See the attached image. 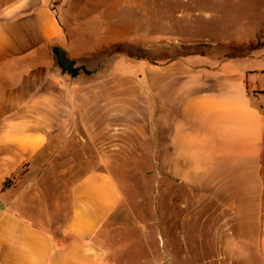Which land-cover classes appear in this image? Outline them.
I'll use <instances>...</instances> for the list:
<instances>
[{
    "label": "crops",
    "instance_id": "1",
    "mask_svg": "<svg viewBox=\"0 0 264 264\" xmlns=\"http://www.w3.org/2000/svg\"><path fill=\"white\" fill-rule=\"evenodd\" d=\"M53 44L66 48L58 10L45 0L0 11V264H103L96 236L122 197L111 173L91 169L74 180L65 226L52 230L21 211L39 191L4 189L22 164L31 173L48 138L73 119L90 137L115 123L150 135L158 173L231 209L241 239L264 264V110L248 75L229 76L193 57L141 62L136 75L103 61L92 78L70 79L54 67Z\"/></svg>",
    "mask_w": 264,
    "mask_h": 264
},
{
    "label": "rangeland",
    "instance_id": "2",
    "mask_svg": "<svg viewBox=\"0 0 264 264\" xmlns=\"http://www.w3.org/2000/svg\"><path fill=\"white\" fill-rule=\"evenodd\" d=\"M16 1L0 0V11ZM45 2L58 10L69 56L92 69L105 61V69L136 75L141 62L194 57L229 76L247 74L248 88L262 98L264 110V0ZM56 134L31 173L28 163L22 176L4 186L20 194L39 191V199L27 197L20 207L47 229L65 226L73 181L104 168L119 181L122 197L96 236L103 264H263L258 249L241 239L231 209L158 173L150 135L115 123L90 137L74 119ZM261 174L264 183V165ZM25 176L31 180H19ZM261 222L263 234L264 196Z\"/></svg>",
    "mask_w": 264,
    "mask_h": 264
},
{
    "label": "water",
    "instance_id": "3",
    "mask_svg": "<svg viewBox=\"0 0 264 264\" xmlns=\"http://www.w3.org/2000/svg\"><path fill=\"white\" fill-rule=\"evenodd\" d=\"M50 49L56 56L57 66L61 72L69 74L72 78H76L83 73L92 74L98 71V67L92 69L79 59L69 56L68 51L59 44L51 45Z\"/></svg>",
    "mask_w": 264,
    "mask_h": 264
},
{
    "label": "trees",
    "instance_id": "4",
    "mask_svg": "<svg viewBox=\"0 0 264 264\" xmlns=\"http://www.w3.org/2000/svg\"><path fill=\"white\" fill-rule=\"evenodd\" d=\"M245 83H246L247 88H248L247 80H245ZM262 165H264V161L263 160H262ZM27 167H28V163L22 164L20 167H18L16 169V171L14 173H12V175L5 180L4 186L6 185L7 181L8 182L10 181V183L11 182L14 183L15 179L19 178L20 176H22L26 172Z\"/></svg>",
    "mask_w": 264,
    "mask_h": 264
}]
</instances>
